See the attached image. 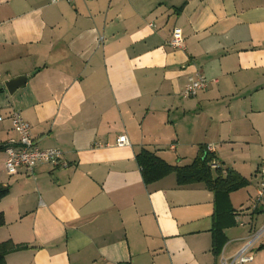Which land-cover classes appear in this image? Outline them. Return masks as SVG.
<instances>
[{
	"label": "crops",
	"instance_id": "crops-1",
	"mask_svg": "<svg viewBox=\"0 0 264 264\" xmlns=\"http://www.w3.org/2000/svg\"><path fill=\"white\" fill-rule=\"evenodd\" d=\"M174 27L182 48L169 45ZM198 73L211 83L184 96ZM12 112L67 166L9 175L0 150V242L15 245L4 264H219L264 225V196L251 208L264 162V0H0V144L16 138ZM122 134L129 145L115 144ZM208 144L223 177L247 180L228 195L218 255L214 192L175 172L145 182L136 158L182 166ZM245 264H264V231Z\"/></svg>",
	"mask_w": 264,
	"mask_h": 264
},
{
	"label": "built area",
	"instance_id": "built-area-1",
	"mask_svg": "<svg viewBox=\"0 0 264 264\" xmlns=\"http://www.w3.org/2000/svg\"><path fill=\"white\" fill-rule=\"evenodd\" d=\"M52 1L56 2L59 0ZM65 1L72 2L74 0ZM100 40H102V37L99 38V41ZM169 45L174 49L182 48L184 46V38L179 28H173ZM210 83L211 80L203 74L198 73L196 75H191L188 77L183 88V95L187 97L196 96L199 91L206 89ZM10 119L12 128L16 133V138L10 139L4 149L6 153L4 169L7 174L13 175L19 172L32 173L35 166L41 162L59 164L64 167L67 166V162L63 159V151L60 148H40L37 146L35 140L30 134V123L23 118L20 113L12 112L10 114ZM115 144L118 146L129 145V140L126 135L122 134L117 137ZM205 147L208 153L215 152L213 145L208 144ZM211 166L216 168L219 166V163L213 159ZM259 173L261 174V179L256 188L254 202L251 205L252 210L258 208L259 203L264 196V162L259 166ZM244 217L245 213H239L237 215V223L240 225L249 223ZM247 217H249V215ZM263 231L264 225L251 232L246 237L238 251L230 257L222 256L219 264H245L251 261L254 245Z\"/></svg>",
	"mask_w": 264,
	"mask_h": 264
},
{
	"label": "trees",
	"instance_id": "trees-1",
	"mask_svg": "<svg viewBox=\"0 0 264 264\" xmlns=\"http://www.w3.org/2000/svg\"><path fill=\"white\" fill-rule=\"evenodd\" d=\"M6 145L7 143L0 144V150L5 149ZM203 151L191 163L182 166L171 165L148 150L140 151L136 158L145 182L155 181L171 172H175L178 184L203 182L207 188L214 192L216 206L213 227V252L218 255L225 241L222 232L225 224H221L219 220L233 217V208L229 204L228 195L230 192L244 186L247 180L233 171H228L227 175L223 177L219 166L214 170L211 169L210 164L215 158L214 154L208 153L206 147H203ZM7 192L8 187L0 185V200ZM3 224L4 216L0 213V226ZM13 248H15V245L10 242H0V264H4L5 254Z\"/></svg>",
	"mask_w": 264,
	"mask_h": 264
},
{
	"label": "water",
	"instance_id": "water-1",
	"mask_svg": "<svg viewBox=\"0 0 264 264\" xmlns=\"http://www.w3.org/2000/svg\"><path fill=\"white\" fill-rule=\"evenodd\" d=\"M27 77H17L14 79L9 80L6 83V88L9 93H13L19 86L23 85L26 81Z\"/></svg>",
	"mask_w": 264,
	"mask_h": 264
}]
</instances>
